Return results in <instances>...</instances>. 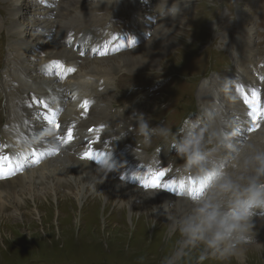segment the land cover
Instances as JSON below:
<instances>
[{
	"label": "rangeland",
	"instance_id": "rangeland-1",
	"mask_svg": "<svg viewBox=\"0 0 264 264\" xmlns=\"http://www.w3.org/2000/svg\"><path fill=\"white\" fill-rule=\"evenodd\" d=\"M23 1H20L19 5H17L19 9L21 8L19 11V14H21L19 16L21 24L26 25L30 20L29 16L26 15V10L31 9L30 14H35L36 24L40 26L41 21L39 18L42 19V15H48L50 8L43 7L40 1ZM95 1L97 0L81 1L79 10L89 9L94 5ZM102 1L107 4L108 10L117 11L121 15L128 17L120 25H126L130 21V3H127V1L119 2L118 0ZM136 1L137 5L135 7L137 9L139 7L142 8V0ZM173 2L174 0H171V2L169 0V5ZM14 3L15 1L0 0V94L5 92L3 80L6 78L5 70L11 65L10 59L12 53L22 46L31 45L29 42L30 36L21 42L17 39L19 28H14L5 21L6 15H11L12 5L15 7ZM157 3L158 0H155L153 5L149 4L147 7H143L152 16V11H154V6ZM232 3H242L241 9L243 10L241 11L244 16L251 13L254 18L255 16L257 17L255 20L251 18V21L248 20L244 23L241 16L239 21L242 20L243 28L248 30L249 37L255 33L253 21L257 23V40L255 44H252V47L254 52L259 56V59L264 60V0H259V4L258 0H181L178 15L175 18L171 17L168 23L172 28L168 29V25H163L158 28L159 35L155 33L151 39V41H154L155 36L160 37L165 31H171L174 44L170 47V50L167 52L164 51L166 49L158 50L157 52L159 53L162 51L159 55L158 64L149 65L154 67L150 68L148 66L145 71H137L138 73L144 72L141 75L132 74L127 71L132 77L128 83L123 85V87L121 86L122 88L118 87L120 82L114 78L111 81V90L105 91L103 93L104 96L121 101L120 97L131 94L129 103L132 102V107L136 110L138 106L146 109L144 112L146 114L145 118L149 120L152 127L159 128L166 126L174 133L178 132L182 122L186 118L193 120V118H198V116L201 117L204 108L208 106V104L202 105L198 98V87L202 80L198 84L196 96H194L195 93L192 90L190 94L191 99L187 103H195V99H197L198 109L186 115L185 119H183L182 115H178L177 102L170 98L175 96L174 87L184 85L188 82L187 80H197L209 72L224 73L236 71V62L223 68H217V63L213 65L216 55V60H218L219 56L221 59H229L231 63L238 56L236 52L239 51L240 43L237 41L239 40L237 26H240V24L232 22L231 15L226 14L227 9L225 7V5L231 6ZM62 4L65 7L59 11V16L70 18L73 14L77 13L68 9L66 2ZM35 7H38L39 12ZM251 7L255 9L256 14H254V10ZM11 19L16 23L17 18L13 17ZM78 23L80 24V21ZM7 26L12 29L9 30L8 34L5 28ZM12 33L14 34L11 35ZM241 33L243 39L247 42V37L243 32ZM10 37L13 38V41L7 50L8 42H11ZM13 43H16L17 47H14ZM221 51L224 53H220ZM164 57L166 58L165 60ZM83 59L87 58L84 57L80 61V66L84 68L83 71L92 69L90 67L94 64L92 59H88V62H85ZM96 60L99 59H94V61ZM36 61L39 62L40 59ZM98 68L105 71L112 70L109 67L100 66L95 67L93 72L101 73L98 72ZM249 73L264 88V64H257L253 72ZM177 77H179V80ZM192 87L196 88V85H189L187 89L189 90ZM162 96L168 98L166 104L161 107L163 110L160 114L154 115V111L158 106V99ZM229 97L232 98V96ZM2 100H4L6 107V98L0 97V101ZM254 111L255 108L253 107L252 113ZM6 113V108H3L0 115H5ZM132 113L133 110L129 113L130 117ZM72 114H74V111L65 110L62 114V119ZM114 115L125 117L120 108L117 109ZM133 129H129V133L115 147L120 148V145L124 147L131 142L143 151L150 150L151 155H153L155 148L160 146L162 147V153L158 158L160 159V166H167L176 170L184 163V160L177 155L175 149L165 144L162 138L153 136L150 143H144V137L134 132ZM212 149L219 152L216 146H213ZM59 163L62 164L61 162ZM123 165L129 168V165ZM133 165L135 168H139L140 166L136 161H134ZM117 166L122 165L117 164ZM162 167L160 168L162 169ZM189 171L192 172V170ZM133 172L137 173V171ZM34 176H36V173H29L25 175V178L28 180ZM52 179L54 178L48 175L44 179L45 184L34 183L30 186L35 189V192L37 191L34 194L36 196L34 198L31 197L30 192L27 190L26 193L18 195L15 201L11 198L6 200V203L11 208L9 210L4 208L0 213L2 217L0 218V264H44V260H37L44 257L61 261L69 260L75 264H168L170 259H174L175 264H241V262H243L242 264H264V242H258L260 238L264 241V214H261L260 210H258L255 218L256 227L253 230L250 242L239 247L241 250L249 249L245 251L243 260H238V258H235V255L228 258H219L209 253L203 261H200V249H184L180 233L177 232L176 227L172 228L170 226L171 217L179 210L176 204L185 200L182 195L163 191H160L157 195L151 194L153 195L152 198L159 199L161 204L163 202V207L161 206L154 215L153 204L147 197L150 195L149 191L137 193V191L142 190L138 186L141 179L133 177L132 179L125 180L126 184H128L124 187V189L126 188V194L130 195L129 192L132 191L134 205H138V208L144 201L147 202L146 205H141L139 209L134 210L131 214L126 203L121 206L118 203H114L115 201L112 200L111 195L108 196L106 201L101 198L99 192H93V184L96 186H101L102 182L110 184L109 176H104L101 180L102 182L87 179L85 182H89L88 184L90 185L86 190V194L89 193L86 198L76 195L78 189L68 188L67 185L63 186L59 183H57L58 188L62 191L58 194L56 192H46L48 191L46 182ZM20 186L17 189L18 191L22 189V185ZM68 189H72L74 192ZM33 192L32 190L31 193ZM124 195L125 199L129 198ZM3 198L6 199V197ZM163 198H166L164 201L166 200L167 202H164ZM13 202L19 203L20 212H14ZM189 202L192 201H187V203ZM147 208H149V211L146 210ZM171 208L173 211L169 217L167 212ZM177 221L179 222V219ZM256 247L259 248L256 249ZM35 259L37 261H34Z\"/></svg>",
	"mask_w": 264,
	"mask_h": 264
},
{
	"label": "bare ground",
	"instance_id": "bare-ground-1",
	"mask_svg": "<svg viewBox=\"0 0 264 264\" xmlns=\"http://www.w3.org/2000/svg\"><path fill=\"white\" fill-rule=\"evenodd\" d=\"M10 1L11 2L15 1L14 3L15 7H13L12 5V10L10 12L11 15H7L8 19L6 17V21L8 22V24H10V26L14 28H19L18 35L20 37L18 36L17 39L20 40L21 42L23 38L30 36L29 42L31 43V45L25 44L26 46H22L19 49H17L16 52L12 53L11 55L12 57L10 59L11 65L8 66V68L5 70L7 76L3 80V83L5 85V94L4 95L1 94L2 96L6 97L7 105H8V115H7V119H5V124L8 126L9 130L8 129L4 130L5 135L11 138L18 139V141H20L21 135L24 132L25 125L27 124L28 121H31L37 126L38 131L43 133L42 135H39V137L46 135L48 136L52 144L55 143L54 137L52 136L50 129L48 128L47 125L42 126V122L37 116L35 108L31 106L33 97L45 98L46 100L50 101L52 99L53 94H49L48 90H52V93H55L57 96H60L62 99L65 96L67 97L78 96V95L92 96L96 101V105L92 107V112L89 114L90 117L89 122H84L82 120L78 125L79 133H82V131L91 124H99L100 122L110 123L111 124L110 127L102 132L104 133L103 137H107V136L111 137L113 139L112 144L117 146L119 140L122 139L127 133H129L127 121L130 117V114L128 112H124L125 117H122V116H115L111 112L115 104L121 107H125L127 105L128 98H125L121 101L119 100L115 101L113 99H110L108 96H104L103 93L105 91L108 92L111 90V81L121 71H128L132 74H139L137 71L142 72L145 71L146 67H148L149 65L154 63L158 64V60L160 58L159 55L162 51L160 53L157 51L160 49H166L164 50L166 52L170 50V47L174 44V39L172 37L171 31H165L163 35L160 37L155 36L154 41H151V39L153 38V35L155 33H158L159 35L158 28L162 27L163 25H168L171 16L160 18L158 17L155 11H152L153 15L151 17L149 11H147L146 8L144 7H147L149 4L153 3V0H147L149 2V4L147 5L145 4V0H142L144 7L142 6V8L139 7L138 9L135 7L137 5L136 0H118L119 2L127 1V3L131 4L129 6V16L131 19L134 20V24L125 28V26H127L130 21L126 25H120V23L127 20L128 17L125 15L124 16L121 15L117 11L108 10L107 4L102 0L95 1L94 5H92L89 9H85V10L83 9L79 10V6H78V3H80L83 0H66V1L60 0L55 10L49 9L48 15H42V19L39 18V20L41 21V24L39 26L41 31L36 30L34 28L35 26L37 27L35 14L34 15L30 14L31 9L26 10V15L34 16L32 30L29 33L28 32L29 27H27L28 25L23 26L21 24V21H19V16L21 15L19 14V11L21 10V8L19 9L17 5H19L20 1L22 2L23 0H10ZM64 2L67 3L68 9L72 10V12L74 13L77 12L73 15L71 14L72 16L70 18H64L58 15L59 11L65 7V5L62 4ZM170 6L171 5H169V7ZM13 17L17 18L16 21L19 22L18 25L14 23V20L11 19ZM79 21L80 24L78 23ZM80 25L82 26V28L85 29L79 28ZM5 28L7 30H10L8 26ZM118 28H122L123 30L125 29L141 30L143 31L142 35L145 40H143L140 43V45L136 47H134L133 44L129 46L126 45L117 46L115 48H110L109 46H106L104 52H101L99 55H97L99 60L94 61V59H92V61L94 62V64L90 66L92 69L89 70L86 69L85 71H83L84 68L83 66H80L81 59L78 56V53L74 52L72 49H69V47L71 46L70 39L78 33L86 32L82 36L88 37L87 39L91 40L96 37L105 36L102 34L109 35ZM171 28H172L171 25H168V29ZM33 30H35V33H33L34 32ZM73 30H75L77 33L68 35V33ZM148 31H150L152 34H150ZM243 33L247 37V42L243 39L241 32L238 33V38L241 41L243 40L245 41V46L247 50H244V54H243V59H244L243 65H244L245 74L240 78V80L251 81L252 79L250 78V73L247 70V66H251L253 63L252 61L254 55H253L252 43L254 37L252 35H254L255 33L249 37L248 30L245 28H243ZM48 37H50V39H48ZM81 42L82 39L81 37H79L77 39V43L80 44ZM13 45L17 47L16 43ZM85 48H88V46L85 45ZM125 48L126 50L124 51L123 49ZM93 49H94L93 51H101L99 47H95ZM106 52L109 53V56H106L105 54ZM113 52H119V54L110 57ZM86 58L87 59H83V60L85 62H88L89 61L88 59L90 58L88 57ZM38 59H40L39 62L36 61ZM53 59H57L59 62L70 61L72 62V64L76 63L78 66V73L75 72L73 76L68 77L69 74L67 73L68 71H64L61 79H58L56 73L52 74V70L47 66H44L48 62H50V64H54ZM165 59L166 58L164 57V60ZM100 66L109 67L112 70L105 71L101 68H98V72L101 73L93 72L95 67H100ZM149 67L153 68L154 66H149ZM43 75L46 77V79ZM11 76L14 77L15 79L11 80L10 78ZM120 80L123 81V78ZM12 82H15L16 85L12 84ZM16 86H21V87L25 86L30 90L26 92V93L29 92L30 93L25 98L24 107H23V99H22L23 95L20 94V92L16 91L15 89ZM121 86H123L122 82L118 87ZM252 94L253 91H251L250 94L248 95L246 94L248 96L247 99L250 101H251L250 95ZM252 97H254L258 101H260L263 98V96H259L258 98L256 96H252ZM208 98L218 99L215 104L220 105L223 108V112L225 115V123H224L225 132L230 134L233 132L234 129H238V134L233 136L231 140V143L233 144V149L220 150L218 148L219 152L215 153V155L222 154L221 157L219 158V164L223 167L231 163L232 160L231 153H234L236 147L240 148L242 144H246V138L242 139L241 137H239V135L247 131V127L249 126L252 120L253 114L252 111L249 108H247L249 105H246L248 103L245 102L244 96H236L235 99H232L229 96H208ZM251 106L253 107V105ZM240 109H245L246 111L244 113H241L239 111ZM65 110L74 111L75 115H78L80 112L76 106L74 107L72 105H70L69 107L67 106ZM232 113L233 115H231ZM22 117L25 118L23 125H21ZM137 128H138V124H135L133 131L136 133H138ZM248 136H249L247 138L249 140L248 142H254L259 146H264V128H262L260 131H257L255 134H249ZM236 138L238 140H236ZM106 143H111V140L107 138ZM75 145L76 144L70 146L67 151L61 150L58 156H54L55 158L47 160L40 165L38 164L36 165L37 168L26 170L24 173L16 177H10V175L7 173V177L5 178V180H0V213L2 209L10 206L6 204V200L8 198H11L15 201L18 195L26 193L27 190L28 192H30L32 198L36 197L34 194H36L37 191L35 192V189L30 186L34 183L45 184L44 179L48 175L52 176L54 179L46 182V187L48 189V191L46 192H50V193L56 192V194H58L62 190L58 188L57 183L59 184L64 183L65 185H67L68 188H75V190L78 189L79 192L77 190L76 195H78L79 197L86 198L87 194H89V193L86 194V190L88 189V186L90 184H88L89 182L87 183L85 181L87 179H92L99 182L107 174L110 178L111 185L107 183H103L102 181H101L102 182L101 186H96L95 184H93L94 185L92 187L93 192L96 193L99 192L101 198H103L106 201L108 199V196L111 195L112 200L115 201L114 203H118L121 206H123L126 203V206L128 207L131 214L132 212H134V210L139 209L141 205H146L147 201H144L142 204L139 205L138 208V205H134V197L132 195V191L129 192L130 195L126 194V188L124 189V187L128 185L126 184L125 181L127 174L121 175L125 178L118 179L120 178V175L117 174L119 172L115 173V169L109 172L111 174H108L104 170H100L102 172L96 171L97 165L92 164L93 159L85 158L83 154L81 156L82 158L81 160L78 158V156L75 153L72 152ZM75 152L78 151L75 150ZM143 154L144 151L142 153L137 152L133 143L130 142L124 147H121V145L120 148L112 147L111 150H108V152L106 153H101L100 155L96 156V158L102 156H105V158H107L111 155L113 159L117 157L116 160L117 163L127 164L129 165L130 168H133L134 170H139V169H144V167L141 165L139 166V168H135L133 164L134 161H141V163H144L146 161V158L150 156L149 154L148 155H143ZM48 155H52V154L46 148L43 157H46ZM67 161L72 162L74 165L72 166L64 165L63 163ZM55 162L56 164H54ZM59 162H61L62 164H60ZM158 163L160 162L158 161ZM52 165L54 167L50 168ZM25 167L26 165L23 164V169ZM148 168L156 169L159 168V165L156 162H154L150 164ZM44 169H48V170H44ZM129 172H132V170L129 169ZM29 173L30 174L36 173V176L30 177L27 180L25 178V175ZM173 174H175V170H169L168 168H165V176H167V179L165 178L162 181L168 182V179ZM117 176H118L117 179L114 178ZM133 177H138L143 182L145 181V179H148L150 182L151 179L143 174L133 175ZM181 178L184 182L188 181L190 184V180L195 179L196 174L194 171L188 174L184 172L181 175ZM179 181L181 180H178L177 182L179 183ZM20 185H22V189L21 191H18L17 189L21 187ZM32 190L34 191L33 193H31ZM68 190L74 192L72 189H68ZM154 190L155 191H149L148 193L150 195L147 197L148 199H150V202L153 204L152 209L154 211L153 210L152 211L154 212L153 214L155 215L157 210H159L160 207L163 205V202L161 204L159 199L155 197L152 198L153 195L151 194L157 195L158 193H160V191L164 190V188L154 189ZM198 192L200 191L198 190ZM123 194H125L129 198L125 199L123 197ZM3 197H6V199H4ZM164 199L166 198H163V201ZM18 205L19 203L16 202L12 203L14 212L21 211ZM176 205L179 210L175 212V214L172 216L173 218L171 217L170 226L172 228H174L176 223H178L177 221L178 219H180L183 215L187 214V212L190 211L189 209H191L192 207V202L187 203V201L184 200L182 202H178V204ZM146 210L149 211V208H147ZM168 210L169 211L167 212L168 213L167 215L170 217V214L173 210L172 208ZM0 218L2 217L0 216ZM176 237L178 238V236ZM258 248L259 247H256V249ZM246 250L249 249L246 248L241 250L238 248L235 254V258H238V260H243ZM242 263L243 262H241V264Z\"/></svg>",
	"mask_w": 264,
	"mask_h": 264
},
{
	"label": "clouds",
	"instance_id": "clouds-1",
	"mask_svg": "<svg viewBox=\"0 0 264 264\" xmlns=\"http://www.w3.org/2000/svg\"><path fill=\"white\" fill-rule=\"evenodd\" d=\"M180 3L174 0L169 7V0H158L154 11L160 18H175ZM132 118L138 122L137 131L144 143H150L153 136L162 138L184 160L185 167L195 172V182L202 186L200 195L192 199L191 210L175 225L183 248H199L200 261L209 253L219 258L235 255L241 245L250 242L258 210L264 214V146L242 144L234 151L231 163L222 167L212 147L233 149L231 140L238 129L225 132L223 108L215 103L205 107L201 117L186 118L176 133L166 126L152 127L142 112ZM101 167L111 172L117 162L110 155ZM168 264H175V260Z\"/></svg>",
	"mask_w": 264,
	"mask_h": 264
},
{
	"label": "snow or ice",
	"instance_id": "snow-or-ice-1",
	"mask_svg": "<svg viewBox=\"0 0 264 264\" xmlns=\"http://www.w3.org/2000/svg\"><path fill=\"white\" fill-rule=\"evenodd\" d=\"M62 67V66H61ZM66 71L72 72L75 71L74 68L66 69ZM253 96L259 97V93L253 92ZM245 102L246 103H252L253 101H250L247 99V96H245ZM55 98H52L50 101L46 100L45 98L40 97H33L32 98V104L31 106L35 108L36 114L39 117L40 121L42 122V126H46L47 124L54 125L57 129L61 128V124L57 121V109L52 107L53 104H55ZM89 101L85 100L83 106L88 107ZM46 122V124L44 123ZM68 139L70 140L72 138V132L71 130H68L67 132ZM60 139L64 141V137L61 136ZM98 155V154H97ZM85 158L88 159H95L96 156H94L91 152H85L84 153ZM38 162V161H37ZM11 163V157L9 156H0V178H4V169L7 167V165ZM15 173V167L8 169V174L12 175ZM149 176H150V182L148 179H145L143 186L145 188H152V189H169L172 191L177 190V187L179 189L188 190L190 192H195L197 190H201L202 186L197 185L194 179L190 180V184L186 185L183 180L179 181V183L176 180H170L168 182H163L161 178L165 177V171H151L149 170ZM183 194V193H182ZM195 198V196L193 197Z\"/></svg>",
	"mask_w": 264,
	"mask_h": 264
}]
</instances>
